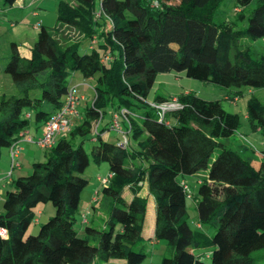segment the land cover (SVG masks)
Listing matches in <instances>:
<instances>
[{"label":"trees","instance_id":"16d2710c","mask_svg":"<svg viewBox=\"0 0 264 264\" xmlns=\"http://www.w3.org/2000/svg\"><path fill=\"white\" fill-rule=\"evenodd\" d=\"M57 13L55 35L41 26L30 57L10 45L3 72L16 91L0 94V158L20 133L42 130L57 113L74 73L97 77L93 103L44 162L6 188L0 264H143L151 241L171 250L161 264H264V161L256 168L254 151L226 142L240 116L221 100L191 93L178 95L181 107L164 113L152 103L175 97L156 93L149 102L161 74L235 87L236 98L264 87V48L239 46L241 39H264V0H60ZM67 29L80 40L56 36ZM84 42L88 50L81 52ZM123 109L126 148L104 135L111 121L94 132L104 113ZM248 119L252 131H264V102L255 95ZM90 139L91 158L84 148ZM91 162H106L113 177L92 206L96 221L77 228ZM184 182L197 185L190 199L197 229ZM148 197L156 211L152 238L144 233ZM48 203L55 215L27 235L39 205Z\"/></svg>","mask_w":264,"mask_h":264},{"label":"rangeland","instance_id":"374dc122","mask_svg":"<svg viewBox=\"0 0 264 264\" xmlns=\"http://www.w3.org/2000/svg\"><path fill=\"white\" fill-rule=\"evenodd\" d=\"M44 1V3H43ZM41 5L42 10L41 13L44 16L45 14H48V17H52L50 13L53 15H56L57 17V8H58V2L60 0H43ZM67 1V0H64ZM172 2H178V0H172ZM18 5V2H16L12 6H7L6 15L3 17H0V94L2 93H14L16 91L14 83L11 79V77L3 72V68L7 64V57L9 56L10 51V45L13 42H16L21 49V55L28 54L29 50L33 48L35 43L37 42L38 37V31L34 29V25L38 20V17L30 16V11L26 9L18 10L16 7ZM12 7V8H11ZM99 8V6H98ZM57 18H53V24L56 22ZM12 21L16 22L18 21V24H16L13 28H11ZM44 24V23H43ZM48 26V31L55 35V30L52 28L53 25H48L49 23H46ZM74 31L67 29L66 31L62 32L61 34H57L56 36L59 37L62 41H69V42H78L80 40V37L77 33H73ZM84 45L81 46V52H85L88 50V45H85L86 42L83 43ZM239 46L242 50H246L247 47H255L258 49L264 48V39L258 40V41H251L248 39H241L239 41ZM97 82V77L94 78H85L81 73L76 72L70 78L68 79V84L72 86H83V90L88 92V90L92 91V93L89 95V97H85L84 103L82 106L79 107L78 111L84 112L88 105H91L93 103L94 98V85ZM3 84V85H1ZM85 85V86H84ZM237 91V88L230 87V88H224L219 87L214 84H206L198 80H194L192 78L187 77L184 74H161L158 76L156 85L154 89L151 92V95L149 96V102H153V98L156 93L158 95L169 97L171 96L175 97V100H177V96L179 94H194L197 95L200 98L206 99V100H221L222 105L226 111L229 113H235L238 114L241 118V126L239 130L236 132V134L227 140L228 146L233 149H241V146L248 148L247 153L249 155L253 154V151L256 155V161L259 158V154L264 151V131H252L250 127V122L248 119V103L249 100L253 95L258 97L262 102H264V87L259 89H244L243 96H239L236 98L235 92ZM85 96V95H84ZM116 113H119V111H115ZM107 113H104V116L102 118H105L107 116ZM110 121L112 123L113 119V113L111 112L109 115ZM80 119L76 120L75 125L78 123ZM122 130H125L122 127ZM111 126V125H110ZM31 131H34V127L30 129ZM33 133V132H31ZM109 139L113 142H117L120 140V136L114 131L110 132V135L108 136ZM93 143L92 140H86L84 143V148L86 149L88 155L91 158V147ZM25 152H22V154L19 156L18 161L22 165L23 171H21L19 174L22 176H27L31 174L33 170V164L35 162H44L46 160V154H49V151H45L37 147L36 145H24ZM252 149V151H251ZM33 151V153L31 152ZM219 151V149L216 150V153ZM246 152V151H245ZM248 156V155H247ZM254 161V163H256ZM4 163L0 162V174L2 173V170L4 168ZM256 165V164H255ZM258 168V165L255 166ZM15 173V178H16ZM109 174V165L106 162H102L100 164H96L91 162L90 166L84 173V178H86L89 181L88 186L86 187L83 196H82V204L80 207V213H82L86 200H88L91 197V194H94V192H99L101 196V191L103 189V185L98 181V178H104ZM18 177V176H17ZM191 184V189L193 193V197L196 194L197 191V185L195 183L189 182ZM145 195V193H144ZM147 195V194H146ZM150 198V197H148ZM3 204L0 203V210L2 209ZM187 207L189 210L190 215V222L192 224V227L194 229L196 228L198 216H197V210L196 205L193 200L188 199L187 200ZM39 208L43 211L44 214L39 215L37 217V220L40 222V225L46 223L49 218L53 217L56 213V210L54 206L51 203L48 204H41L39 205ZM81 216L78 214V225L77 228H80L81 223L80 219ZM89 218L91 216L89 215ZM39 223L34 222L30 229L27 232V235L30 234H37L39 227ZM148 256L143 264H161L162 259L165 256H171V250L166 247L164 243L160 244H149L147 247ZM116 262H111L110 264H115Z\"/></svg>","mask_w":264,"mask_h":264},{"label":"built area","instance_id":"2783aa9c","mask_svg":"<svg viewBox=\"0 0 264 264\" xmlns=\"http://www.w3.org/2000/svg\"><path fill=\"white\" fill-rule=\"evenodd\" d=\"M42 26L41 23H37L36 29H39ZM74 33V32H73ZM95 39L90 44L89 49L95 45ZM85 86V85H84ZM81 87L80 86H72L61 106V108L55 113L44 125L42 132L40 135H35L31 132H24L19 134L18 140L12 144V146L9 148L10 153V171L8 172L6 179L8 182H12L13 175L16 170L21 169V164L18 161V158L22 151L24 150V145H36L42 150L49 151L51 150L57 142L63 138L67 137L72 130L75 127V122L78 119H82L81 112L78 111L79 107L82 105V103L85 100V96L81 93ZM152 106L159 109L163 113L166 110L170 109H177L180 108L181 105L177 100L172 99L169 102H165L160 105H156L152 103ZM127 111L125 109L119 111V113L113 114L112 123L110 126L111 131H115L121 138L119 140V144L121 147L126 148L130 144L129 139V132L122 130L120 121L126 120ZM102 118L95 124L94 132H97L100 124H101ZM113 177V174H108L104 178H98V181L103 185H108L111 178ZM184 188L189 193L188 198H193V193L190 190V187L187 186V184L184 182ZM100 200V193L96 192L93 195L91 206L97 204ZM40 214L38 213V216ZM89 212H84L81 214V225H86L89 223ZM38 223L39 221L36 219L35 221ZM199 226V225H197ZM200 227V226H199ZM2 236H6L5 232H1Z\"/></svg>","mask_w":264,"mask_h":264},{"label":"crops","instance_id":"0c3cea01","mask_svg":"<svg viewBox=\"0 0 264 264\" xmlns=\"http://www.w3.org/2000/svg\"><path fill=\"white\" fill-rule=\"evenodd\" d=\"M42 1L43 0H18V5H17V9L18 10H22V9H26V10H29L30 11V16H33V17H38V20L37 22L35 23V25L33 26L35 30L38 31L39 33V29H36V25L37 23H41L42 26L48 28L47 24L46 23H49L48 25H53L52 28H56L57 26V19H56V22H54V24L52 23L53 22V18H57L56 15H53L52 13H50V15L52 17H48V14L46 15H42L41 11L42 10H38V9H41V5L40 3L42 4ZM44 3V1H43ZM58 6V5H57ZM13 7V6H12ZM11 7V8H12ZM0 9H1V13H0V17L1 16H5L6 15V10H7V6H4L3 4V0H0ZM44 23V24H43ZM0 24H2L0 22ZM16 24H18V21H12V24H11V28H13ZM16 43V42H15ZM31 50L32 48L29 50L28 54L26 55H21V56H24V57H30L31 55ZM19 51H20V54H21V49L19 48ZM3 85V84H1ZM83 86H81V93L83 95H85V97H89V95L92 93V91L88 90V92L84 91L83 89ZM91 93H90V92ZM173 95V94H171ZM170 95V97H171ZM177 95V94H175ZM174 95V96H175ZM180 95V94H179ZM173 96V97H174ZM86 103V102H84ZM83 104V103H82ZM82 106V105H81ZM82 113V111H81ZM110 112L107 113V116L105 118H102V121H101V124H100V128H103L106 124H108L110 122ZM33 127V126H32ZM122 127L125 129V124H122ZM31 129V128H30ZM35 129V127H34ZM31 131V130H30ZM33 132V134H36V135H40L42 130H39V131H36V129L34 131H31ZM110 132L111 130H109L108 133H105L104 135L106 136H109L110 135ZM114 132V131H113ZM26 149H24L22 152H25ZM33 153V151H31ZM264 152V151H263ZM263 152L261 153H258L259 154V158L258 160L256 161V163H254V166H257L258 165V168L259 166L261 165V163L264 161V155H263ZM22 154V153H21ZM20 154V155H21ZM0 162L4 163V168L2 170V173L0 174V203L3 204V200H4V196H5V191H6V188L9 186L10 182H8V180L6 179V176L8 174V172L10 171V166H11V163H10V153H9V148L8 149H4L2 151V155H1V158H0ZM256 164V165H255ZM21 171H23V168H22V165H21V169L20 170H16L14 172V175H13V179H15V173H18L16 174L18 177H20L21 175L19 174ZM16 176V178H17ZM23 176V175H22ZM190 180V179H189ZM95 193V192H94ZM93 195L94 194H91V197L86 200V203H85V206H84V209L82 210L84 212H89L90 213V216L91 218H89V223L95 218H96V215L93 214V211H92V206H91V201H92V198H93ZM148 209H147V214H146V222H145V228H144V233H145V236L147 238H152L154 236V230H155V223H156V211H155V202H154V199L152 197L148 198ZM2 210V209H1ZM0 210V211H1ZM38 213L40 215L44 214L43 211L39 208L38 210ZM96 221V220H95ZM39 225H40V222H38ZM151 244H155L153 241L150 242V245Z\"/></svg>","mask_w":264,"mask_h":264}]
</instances>
